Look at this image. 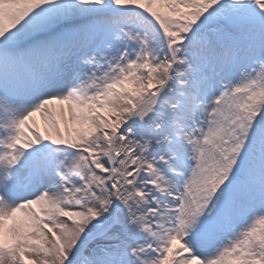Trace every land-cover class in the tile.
<instances>
[{
    "label": "snow or ice",
    "instance_id": "snow-or-ice-1",
    "mask_svg": "<svg viewBox=\"0 0 264 264\" xmlns=\"http://www.w3.org/2000/svg\"><path fill=\"white\" fill-rule=\"evenodd\" d=\"M0 264H264V0H0Z\"/></svg>",
    "mask_w": 264,
    "mask_h": 264
},
{
    "label": "bare ground",
    "instance_id": "bare-ground-1",
    "mask_svg": "<svg viewBox=\"0 0 264 264\" xmlns=\"http://www.w3.org/2000/svg\"><path fill=\"white\" fill-rule=\"evenodd\" d=\"M39 122V121H38ZM42 126V125H41Z\"/></svg>",
    "mask_w": 264,
    "mask_h": 264
}]
</instances>
